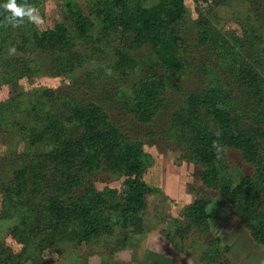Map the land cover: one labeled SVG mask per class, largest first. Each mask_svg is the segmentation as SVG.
Masks as SVG:
<instances>
[{"label": "trees", "instance_id": "obj_1", "mask_svg": "<svg viewBox=\"0 0 264 264\" xmlns=\"http://www.w3.org/2000/svg\"><path fill=\"white\" fill-rule=\"evenodd\" d=\"M46 1L17 0L34 9ZM89 2L88 12L68 4L73 29L61 23L41 29L27 16L13 26L10 10L0 6L3 79L17 88V80L30 77L40 65L35 53L55 75L78 84V91L18 90L0 101L5 135L32 136L25 150L6 151L17 153L15 168L11 177H0V220L13 222L10 234L20 241L63 232L77 244L113 242L117 248L142 233L150 190L143 175L151 155L112 119L104 103L79 91L102 90L105 100H117L132 118L152 123L194 68L185 0ZM226 2L196 0L195 44L204 53L201 86L184 94L162 132L202 167L204 184L219 191L254 240L264 245L263 24L247 23L241 37L224 31L213 11ZM146 46L151 48L148 60L134 50ZM29 96L36 102L28 113L35 111L41 124H33L31 116L13 118L10 111ZM232 147L253 164L251 174L233 175L226 153ZM106 172L123 175L127 189L98 188L93 178ZM175 227L166 232L170 239L185 237L193 228L209 232L207 202L196 199L187 205ZM3 244L0 237V264L17 263L20 255ZM228 248L216 236L202 258L210 264H235L224 257Z\"/></svg>", "mask_w": 264, "mask_h": 264}, {"label": "rangeland", "instance_id": "obj_2", "mask_svg": "<svg viewBox=\"0 0 264 264\" xmlns=\"http://www.w3.org/2000/svg\"><path fill=\"white\" fill-rule=\"evenodd\" d=\"M89 1L47 0L45 6L35 9L36 19L32 21L41 29L56 23L73 29L74 22L68 4L78 5L88 12ZM185 4L187 7L185 32L196 56L194 68L187 77L180 80L179 91L172 94L155 121L152 123L137 121L119 105L117 100L115 102L105 100L102 90L88 91L82 88L79 91L83 95L92 93L95 100L104 103L112 119L133 138L141 140L145 150L151 155V166L143 175V180L150 188L145 196L147 204L144 212L145 230L126 241L125 247L121 245L117 248L114 247L117 243L113 242L77 244L63 232L53 236L40 233L41 239L29 237L28 241L24 242L10 234V229L11 232L14 231L11 228L13 222L0 220V237L4 241L3 246L20 255L15 264H210L203 260L202 256L207 242L216 236L221 238L223 246L229 247L224 257L231 262L264 264V245L254 240L243 221L230 209L227 200L219 191L204 184L201 178L202 167L187 159L183 150L167 140L162 132L168 125L173 108L181 102L184 94L201 86L204 53L202 48H197L195 44L197 4L196 0H185ZM213 12L224 31H233L236 36L241 37L244 35L243 26L252 22L257 25L263 24L261 29L264 34V0H227L224 5L216 6ZM261 45L264 46V40ZM134 50L140 58L149 59L150 47ZM32 56L40 62V65L30 77L24 76L18 79L17 88L12 81L3 79V75L0 74V101L17 93L18 90L27 92L38 87H50L58 92L78 91L77 83L72 82L68 77L55 75L41 55L34 53ZM24 97L26 98V95ZM34 102H36L35 97L29 96L26 101L13 104L12 109L10 108L13 118L20 120L30 118L31 114L28 111L35 104ZM31 113V122L41 124V118L35 111ZM1 122L3 119L0 120V177L3 178L12 176L15 168L13 162L17 154H7L6 151L25 150L32 136L26 137L17 131L12 137L6 136L4 133L6 124ZM43 142L45 143L46 139L41 143ZM226 153L231 172L235 177L253 172V164L245 160L239 148H229ZM93 180L100 189L105 186L120 191L127 189L123 175L106 172L97 174ZM196 199L207 202L210 231L204 233L193 228L185 237L179 234H176L174 239L167 237L166 232L176 229V221L183 219L184 208ZM3 202V195L0 192V210L3 208ZM34 241H36L35 245Z\"/></svg>", "mask_w": 264, "mask_h": 264}, {"label": "clouds", "instance_id": "obj_3", "mask_svg": "<svg viewBox=\"0 0 264 264\" xmlns=\"http://www.w3.org/2000/svg\"><path fill=\"white\" fill-rule=\"evenodd\" d=\"M0 6L6 10H10L8 20L15 26L22 22V18L27 16L30 20H35V9L24 3H18L17 0H0ZM20 18V19H18Z\"/></svg>", "mask_w": 264, "mask_h": 264}]
</instances>
